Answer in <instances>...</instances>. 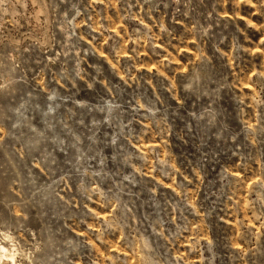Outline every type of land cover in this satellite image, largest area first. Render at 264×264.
<instances>
[{
    "label": "rangeland",
    "instance_id": "1",
    "mask_svg": "<svg viewBox=\"0 0 264 264\" xmlns=\"http://www.w3.org/2000/svg\"><path fill=\"white\" fill-rule=\"evenodd\" d=\"M0 264H264V0H0Z\"/></svg>",
    "mask_w": 264,
    "mask_h": 264
}]
</instances>
